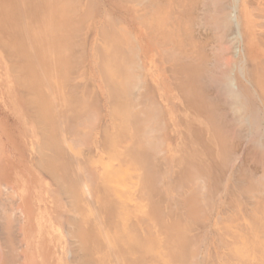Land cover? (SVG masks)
<instances>
[{
    "label": "bare ground",
    "instance_id": "6f19581e",
    "mask_svg": "<svg viewBox=\"0 0 264 264\" xmlns=\"http://www.w3.org/2000/svg\"><path fill=\"white\" fill-rule=\"evenodd\" d=\"M104 1V6L98 9V6L93 7L96 4L95 0H0V49L3 52L1 60L8 65L11 64L13 72L18 74L17 78L15 77L16 87L21 90L19 95L13 93V90L11 105H15L16 108V106L24 104L22 113L26 115L23 121L16 118L13 123L19 127L28 124L33 127L30 134L33 137L30 136L28 143L31 148L29 149L30 151L33 149L34 151L44 150L38 159H34L32 155L34 164L42 171L43 177L41 178L47 180V184H42L43 188L36 191V198L33 201L34 209L43 221L42 229L46 228L43 225L45 221L50 223L46 230L43 229L45 230L43 231L44 235H52L54 229L57 228L59 234L64 236L63 241L57 242L55 247L51 248V242V245H48V249L51 248L54 254L57 251L56 264H68L67 258L70 257L74 264H197L200 260L199 247L195 245L191 233L193 221L200 220V215L204 216L206 213L204 212L206 210L202 211L204 207H201L206 203L201 204V200L198 199V194L199 196L205 194L202 192L207 186L204 181L206 178L210 179L209 185L210 188L213 187V190L219 183L223 184L229 179L225 192L231 199L225 196L226 204L223 205L227 210H223L224 215H218L219 220L217 219L213 223L218 232L221 231L219 234L223 240H220L224 244L223 252L225 254L224 262L216 258L217 264H264V165L262 163L264 158V124L261 123L262 115L256 109L259 101L264 104V59L255 58L253 54L255 41L253 32L245 31L247 34L244 32L245 27L247 30L249 26L251 28L253 26L244 14H253L254 10H250L249 7L251 3L256 2L254 0H230V2H234V9L229 12L226 0H120V3L117 2L118 0ZM262 3L264 4V0ZM237 8L240 10V14L237 13ZM260 8L264 9L262 6ZM94 16L97 18L90 25V29L95 30L96 35L100 34V37L98 34L100 42L95 37L90 45V59L86 63L84 62L85 64L83 61L78 62L77 59L72 60L71 49L76 48V51H80L77 49L80 47L79 44L77 47H72L75 35L80 31L78 30L80 26L83 28V22H86L88 18H94ZM132 25L143 27L148 42L153 46L156 45L160 50V56L155 54L152 62L160 59L167 64L169 84L173 85L172 87L178 93V99L181 102L183 132L177 141V144H181V149L178 148V158H176L177 166L175 158L173 161L169 160L170 156L168 155L169 158L166 160V149L163 148L165 138L164 144L160 143L161 141L157 140L159 136L155 138V132L152 135L147 132L146 126V130L140 128L136 131V114L132 128L133 136L135 135L134 146L130 150H127L126 147L125 151L119 152L122 160L129 159L126 164L129 166L119 165V163L116 170L117 167L112 166V159L116 156L109 147L108 149L106 147L105 150L100 149L101 155L105 154L108 157V160L104 162H101L99 158L101 156L98 157L99 159L97 158L98 160L95 158L88 160L85 156L86 151L81 150V145L88 146L87 144L91 143L89 140L91 138H87L91 133H87L89 128L85 132L88 135L82 133L79 126L86 124L89 116L94 112L92 106L86 102L87 98L82 103L78 94L82 93L87 67L90 66L88 63L91 60L98 69L102 67L100 88L104 89L111 99L113 97L114 102L131 97L137 104L141 98H147L144 94L139 96L142 79L136 70H141L144 65L140 56V45L129 29ZM80 32L84 33V31ZM242 42L244 45L246 42L247 47L242 48ZM262 46L264 47V36H262ZM97 48H99L100 54L96 52ZM153 48L158 53L157 48ZM87 52L82 54L87 55ZM77 54H79L78 51L74 53V55ZM242 56L247 62L246 65L244 63L241 65ZM82 58L84 57L82 56ZM236 62L240 64L238 72L243 78L242 82H238L235 78ZM80 64L82 65L80 66ZM78 68L81 69L79 73ZM88 76L90 78L91 74ZM112 78L115 84H112ZM69 81L74 82L71 84ZM142 89L145 90L144 87ZM84 97H86L85 93ZM150 98L152 99V96ZM53 100L57 103L54 106L51 104ZM148 102L153 103V107H150L149 103L148 106L141 105L145 106L142 113L147 117L143 114L140 116L147 118L146 122L149 123V120L155 119L154 114H157L158 109L154 108V105L159 102L154 104L155 102H151L149 99ZM133 104L131 103L124 109L132 112L134 106L139 107V105ZM118 106L120 109L121 106ZM57 109L62 113H56ZM160 111L162 112V110ZM236 111H239V116H236L238 114ZM179 119L182 121L181 118ZM154 121L156 123L159 120L155 119ZM140 122L138 123L140 124ZM242 123L247 124L246 126L250 130L249 128L247 130L246 126L243 127ZM93 126L95 124H92ZM159 128L161 129V126ZM243 128L247 130L246 133ZM134 131L136 132L134 133ZM165 134L168 133L165 131ZM37 135L40 137V142L35 147L33 140ZM162 136L164 135L161 133ZM161 137L159 138L161 139ZM239 145H243L245 149L248 148L247 156L245 155L243 164L240 165L239 162L238 167L239 165L240 167L235 169L239 170L236 171L238 177L228 178L226 167L227 169L230 167L228 165L232 162L233 155L237 153L236 150L239 151ZM83 151L85 160L82 156ZM159 158L160 161L166 160L167 163H173L172 170L179 173V180L177 178L178 182L177 180L176 182L179 187L183 188L177 191V187H174L177 184L171 186L168 185V181L165 184L162 182L164 187L159 185V190L156 180H159L158 183L161 184L159 176L161 173L155 169V161ZM240 158L242 157L240 156ZM248 159L254 161L256 166L250 168V165H247ZM96 163L97 165L98 163L103 164L101 172L109 174L111 178L116 174L122 178V174L126 172L137 177L139 174L140 178H143L141 180L143 183L140 181V186L143 184V187L146 185L144 182L156 178L154 185L159 190V195L163 196L167 190L176 193V196H172L171 202L169 198L168 205L173 207L170 209L176 208L178 211L174 210L173 212L176 213H171L169 209L171 214L166 211L167 214H164L162 212L164 210L161 211L160 206L162 196L158 197L152 194L148 197V204L143 203L142 205L137 196L131 194L128 196V193L125 192L129 184L124 181L125 179L117 181L118 185L117 182H113L114 188L119 189L117 196L104 195L102 200L99 195L96 196L95 191L97 180L95 173L99 169L96 170L98 167L94 166ZM260 168L262 169L261 175H259ZM151 172L153 174H150ZM164 172L168 175L171 173L166 170ZM107 174H103V176ZM161 175L163 176V174ZM157 176H159L158 179ZM97 177L100 179V176L97 175ZM170 177L171 174L169 179ZM135 178L133 177V180ZM232 179L237 180L236 189L230 183ZM150 187H148L149 191L157 193V191H153V187L150 190ZM58 188L62 191L61 193L57 191ZM25 189L26 187L24 196L21 195L24 202L19 208L20 211L16 210L26 218L30 212L29 203L32 202L26 198ZM141 190L143 191V189ZM16 191H19L18 187ZM149 191L147 188L144 190L146 193ZM14 192L15 189H12L10 194ZM7 198L10 201L12 199ZM8 200L6 199V201ZM116 200L120 203V213L116 214L118 217L117 226H114V230L103 229L101 231L100 222H103L104 218L102 217L107 213L105 207L106 205L112 206L113 203L116 205ZM10 201L8 203L12 202ZM161 203L166 205L167 202ZM103 204L105 207H102ZM11 209L8 208L9 213L14 210ZM38 209L39 211H37ZM60 209L64 216H61ZM201 211L204 214H201ZM2 213L1 216L7 214ZM57 214L58 221H56ZM34 215L36 217V214ZM206 215L208 214L206 213ZM13 217H8L9 220H7L8 218L3 219L7 221V225H4L7 226L9 232L2 230L1 232L7 234L0 233L1 242L6 244L9 251H13L16 244L14 239L16 235L14 236L13 233L19 226L15 225L16 228H14L16 221ZM15 218H19V215ZM62 218L64 219L62 220ZM4 225L3 227H5ZM110 234L109 242L111 243L112 239L113 246L106 242ZM18 238L20 239V236ZM42 238L44 239V237ZM46 240L50 241L49 238ZM16 242L18 243V240ZM0 244L2 245V243ZM5 244L3 248H5ZM3 251L5 250L3 249ZM9 251L6 255V251L3 252L6 261H1V263L14 264V261H18V255L15 260L13 258V253L16 252L9 253ZM209 255L210 251L207 253V256ZM45 259L43 258L42 262ZM209 262L215 264L212 260ZM44 264L46 263L44 262Z\"/></svg>",
    "mask_w": 264,
    "mask_h": 264
},
{
    "label": "rangeland",
    "instance_id": "374dc122",
    "mask_svg": "<svg viewBox=\"0 0 264 264\" xmlns=\"http://www.w3.org/2000/svg\"><path fill=\"white\" fill-rule=\"evenodd\" d=\"M102 1L99 0L97 2V0H95L96 4L93 5V7H95V6L97 7L98 6V9H100V7H103L104 6L103 4L105 3V1L104 0H102ZM226 1L228 2V3H226L228 5V9L227 10L230 12V11H232V9H234V2H230V0H226ZM254 1L256 3H251V6L249 7L250 10H252V11L254 10L253 14H251V13L244 14V16L248 17L247 20L253 26H252V28L249 26L247 28V30H246V27H245L244 28V32L245 31L246 32H251V31L253 32V36H254V39H255L254 45H253V54H254L255 58L259 57V58L264 59V47L263 46L261 47L262 36H264V9L260 8L261 6L264 7L263 6L264 4L262 3L263 0L262 1L254 0ZM117 2L120 3L121 1L118 0ZM73 4H74V2H73ZM259 4H260V6H259ZM124 7L126 9V6H124ZM256 8H258V9H256ZM260 9H262V10H260ZM130 10H131V8H130ZM258 10H260V11H258ZM261 11H263V12H261ZM109 12H110V10H109ZM237 13L240 14V10H238V8H237ZM123 17L127 18L126 16H123ZM96 18H97L96 16H94V18L93 17L88 18V20L86 22H83L84 23L83 24V28L80 26V28L78 29L80 31H84V33L78 31L77 35H75V39H74V43L75 44L72 43V47L73 46L77 47V45L79 44L80 47H77V49H80V51L77 50L79 54L74 55V53L77 52L75 50L76 48H72L71 47L72 49L75 50L74 53H73L74 50L71 49L72 52L70 51L71 53H73V54L70 53V56L72 55L71 56L72 60L77 59L78 62L79 61H83V63L84 62L86 63L90 59V56H91L90 45L93 42V40H95V37H96L95 30H91L90 29V25L95 21ZM133 18H134V14H133ZM129 29L131 30V27H129ZM80 34L82 35L81 37H80ZM77 36H78V38H76ZM79 37H80V40H79ZM78 40H79V42H77ZM83 44L84 45L86 44V46H84ZM241 46H242V48L245 47V46L247 47L246 42H245V45H244V42H242ZM87 50H88V52H87ZM232 51H234V50H232ZM83 52H84V54H86V52H87V55L82 54ZM1 55H3V52L0 49V133L2 135V136L0 135V233H6V232H1L2 230L8 231L7 230L8 228L6 226L7 225L6 224L7 221H4L8 217L10 218L11 216L13 217L15 215L13 217L15 219V221H16L15 223H19V224H15L14 223V228H16L15 225L16 226L19 225V226L14 230V233L12 232L13 230L11 231V234L13 233L14 236L16 235L15 238H14L15 239V243H16V244L14 243L15 244L14 245L15 250H14V247H13V251H9V249L7 250V247H6L5 243H4L5 244V248H3L4 244H3V242H1V237H0V243H2V245L0 244V264H3L6 261L4 258H6L5 255L8 254L7 251H9V253L10 252H16V253H13L14 260H15V257L17 255L19 256V257H17V258H19L18 261H14L15 262L14 264H16L17 262H18V264H22V263L23 264H44V262L46 264H56L57 251L54 254L51 248L55 247L57 242L63 241L64 236H62V234H59V231L56 230L57 228L54 229L55 231L53 232L52 235L45 234L46 235L45 236L43 231H45L46 228H48L50 223L45 221L43 225L46 228L43 227V229H45V230L42 229L41 226H42L43 221H42L41 217H39V215L36 213V209H34L35 206L33 205L34 196H36V193H37L36 191L39 190V188L40 189L43 188L42 184H47V182H46L47 180H43V178H41V177H43L41 169H38L39 167L34 164V159H36V158L38 159L39 157H41L42 156L41 153L44 150L43 151H40V150L39 151L38 150L34 151V149H33V151L32 150L30 151L31 148L28 146L29 145L28 143H29V140H30V136H32L30 134L32 132V128L33 127H31L29 124H28L29 126L26 125L24 127L23 126L19 127V126H16L13 123L16 118H18L20 121H23L25 119L26 115L24 113H22L23 110H24L23 109V105L24 104L16 106V108H15V105H11L12 99H13V93L21 94V90L18 87H16L17 81H15L16 80L15 77L17 78L18 74L13 72V69L11 68L12 66H10L11 64L8 65L6 62L4 63L1 60ZM82 56L84 58H82ZM87 57H88V59H87ZM240 60H241V58H240ZM244 60L245 59L242 56V60H241L242 64L241 65H243V63L245 65L247 64V62L244 61ZM81 65L82 64H80V66ZM236 65H237V67L235 68V72H234L235 73V78L238 80V82H242L243 78L241 77L240 73L238 72V70H239L238 69V65L240 66V64H237V62H236ZM11 69H12V71H11ZM79 69L80 68H78V73H79V71H81V69L80 70ZM241 78H242V80H241ZM69 82L72 84L74 81H69ZM246 84L249 85L248 83H246ZM252 88H251V90H252ZM13 90H14V92H13ZM29 95H30V93H29ZM29 95L26 94V96H29ZM30 96H32V94ZM244 96H245V94H244ZM28 98H30V97H28ZM259 102L260 103H258L256 109L259 110V114L262 115V117H261L262 118V122L261 123L264 124V104L261 103V101H259ZM46 104H48V103L46 102ZM51 104L54 106L57 103L53 100L51 102ZM248 104H249V102H248ZM249 105H251V104H249ZM251 108H253V107H251ZM58 112H59V110L57 109L56 113H58ZM236 112L238 113V114L236 113L237 114L236 116H239V114L242 113L241 110H240V113H239V111H236ZM59 113H62V111H60ZM243 114H244V112H243ZM242 124H243V127H245L247 125L245 123H242ZM263 127H264V125H263ZM247 128H249V127L246 126V129ZM15 129H16V131H15ZM243 129H244L245 133L248 130V129L246 130L245 128H243ZM249 130H250V128H249ZM6 141H7V143H5ZM38 142H40V137H38V135H37V137L33 140V143H34L35 147L38 146ZM238 147H239L238 148L239 151L236 150L237 153L233 155V158L231 157L232 158L231 161L233 163L230 162V164L228 165L230 167H228V169L226 167V172H228L227 173L228 178H231V177L232 178L233 177L236 178V177H238L237 176L238 173H236L237 170H235V169H238L240 167V165L243 164V162H244L243 159L245 158V155L247 156V152H248L247 149L248 148L245 149L243 145H239ZM32 155H33L34 159H32ZM239 155L242 158H240ZM242 155H244V156H242ZM239 162H240V165L238 167ZM248 163H247V165L248 166L250 165L249 166L250 168L256 166L254 161L252 162L251 159H248ZM262 163L264 165V158L262 160ZM261 168H263V167L261 166ZM261 173H262V169H261V172H259V175H261ZM235 174H236V176H235ZM204 181L206 182L205 184L207 186H205V184L203 183L204 186H205L204 187L205 191H203L202 193H205L206 196H205V194H202V196H199V194H198V199L201 200L200 201L201 204L202 203L203 204H205V203L207 204V205L206 204L202 205L201 207H204V208H202V211H203V209L206 210L204 212H206L208 215H206V213L204 214V212L201 211L202 212L201 214H204V216L200 215V220L193 221V224H192L193 231H192L191 234H193V237H194L193 240L195 241V245L197 247H199V250H198L199 251V257H200L199 259L201 260V262L198 259L199 260L198 263L199 264H208V263L210 264L209 261L212 260V261L215 262V264H217V259L216 258H218L222 262L223 259H225V257H224L225 254L223 252L224 244L220 240V239H222L221 238V234H219V232H221V231L219 230V232H218V229L215 227L216 225H214L213 223H215V221L217 219L219 220L218 217L221 216L220 214L224 215L223 210L224 211L227 210V209H225V205H223V204H226V198L231 199V197L229 195H226V192H225L226 189H227V186H228L229 179H228V181L224 182L223 184H222V182L219 183L218 185L216 184L217 186H215L214 190H213V187L210 188V185H209L210 184V179L206 178ZM234 181H235V179H232L230 181V183L232 184L234 189H236L235 187H237L236 186L237 180L235 181V183H234ZM207 182H208V184H207ZM17 187H18L20 192L16 191ZM25 187H26L25 190H26V193H27V197L26 198L28 199V201L31 200L30 202H32V203H29L28 208H29L30 212H28L26 218L24 216L20 215L21 212L20 213L18 212V211H20V209H19L20 206L24 202L23 198H21V195L24 196V188ZM206 188L208 189V191H207ZM12 189L13 190L15 189V192L13 194H10ZM58 189L59 190H57V189L56 190L59 193H61L62 191H60V188H58ZM6 193L8 194V196H7ZM14 194H16L17 196H15ZM11 195H13V196H11ZM6 196L10 197V199L12 198L11 199L12 202L10 200H8L9 198H7ZM225 196H226V198H225ZM211 197H212V199H211ZM13 198L16 199V200H14ZM6 199L8 201H10L11 203H8V201H6ZM36 201H37V199H36ZM13 202H16V203L13 204ZM6 203H8V204L6 205ZM210 203H211V205H210ZM10 204H12V206L13 205L14 206L12 207V206H10ZM6 206L9 209L12 208L14 210L11 211V213H9L8 211H10V210H8V208H5ZM3 208L5 209V211H4ZM24 208H26V207L24 206ZM16 209H19V210L17 211ZM34 210H35V212H34ZM37 211H39V209ZM1 213L2 214L7 213V214L1 216ZM33 213L36 214V217H35V215ZM10 214H13V215H10ZM17 214L19 215V218H15V217H18ZM60 214H61V216H64V213H63L62 209H60ZM227 214H229V213H227ZM42 215H43V213L41 214V216ZM3 216H4V218H3ZM5 216H8V217L5 218ZM201 216H202V218H201ZM34 217H35V219H34ZM9 218L7 220H9ZM63 219L64 218H62V220ZM3 222H5V223H3ZM4 224H6V225H4ZM3 225L6 227V229H5V227H3ZM17 235L20 236V239L18 238ZM4 236H5V234H4ZM4 236H2V237L5 238ZM42 237H44V239ZM3 238H2V240H4ZM45 238L46 239L49 238L50 241L46 240ZM201 238H202V240H201ZM17 240H18V243L16 242ZM50 242L52 243V245L50 244ZM220 243H222V244H220ZM197 244H199V245H197ZM16 245H18L19 247H17ZM48 245H51V248L48 249ZM1 247L6 252L3 251V249ZM10 250H12L11 247H10ZM209 251H210V255L207 256V253H209ZM212 251H213V254H212ZM3 252H5L4 256H3ZM200 252H201V254H200ZM19 253H21V254H19ZM212 255H214L213 257H215V258H213ZM17 258H16V260H17ZM43 258H46L44 262H42ZM1 261H4V262L1 263ZM72 261L73 260H72L71 257L67 258V263L68 264H74V261L73 262ZM193 263H195V262H193Z\"/></svg>",
    "mask_w": 264,
    "mask_h": 264
},
{
    "label": "crops",
    "instance_id": "0c3cea01",
    "mask_svg": "<svg viewBox=\"0 0 264 264\" xmlns=\"http://www.w3.org/2000/svg\"><path fill=\"white\" fill-rule=\"evenodd\" d=\"M131 31L132 33L135 35V38L137 39L139 45H140V56L142 58V64L144 65V68H142L141 70L137 69L136 70V73L137 74H140L141 75V79H142V83L140 84L141 86V90L139 94L140 95H143L147 98H141V100H139V103H135L136 101L132 100L133 98L130 97V99H127L126 97L124 98V101L123 99L119 100V102H114V99L112 97V99L109 97V95L106 93V91L101 87V75H102V67H100V71L99 69L94 66V63H93V60H91L88 65L87 68V75L86 77L84 78L85 79V82L82 86V93L78 94L79 95V98L81 100V102L83 103V101L86 99V102H88L91 106H92V111L94 113H92L90 116H89V119L87 120L88 122L84 125H82L81 127L79 126V128L81 129V132L84 133V134H87V133H91V134H87L88 135V139L90 140V142L92 143H88L87 145L88 146H84V145H81V150H84L86 151L85 152V156L89 159H93L95 158L96 160H98L99 158L101 159V162L103 161H107L108 160V157H106L105 154L101 155V152H100V149L102 150H105L109 148L112 149V152H114L115 154V158H113V163H112V166L114 167H117L116 170L118 169V166L119 165H124V166H129V165H126L128 164L127 161H129V159H121L120 156H119V152H123L125 151L126 147H127V150H130V148H132L134 146V139H135V135L133 136V121L135 119V114H136V118H137V121L140 122V124L136 121V131L139 130L141 128L146 130V127H147V132L151 133V135L155 132L154 136H156L155 138H157L158 136L161 137V133L164 135L161 137V139L158 137L157 140L158 141H161L160 143L164 144V147L166 150V154L165 156L167 157L166 160L169 158V160H174L173 158H175V164L177 166V162L178 160H176V158H178V154H179V149H181V144H177V141H178V138L180 139L179 135L183 132L182 131V125H183V113L182 111L180 110L181 109V102L180 100L178 99V93L176 92V90L172 87L173 85L170 83L169 84V76H168V73H167V64L162 62L160 59L159 60H155L154 62L153 61V58L155 57V54L159 55L160 56V50H158L157 46L153 44H151L150 42H148L149 40H147V37H146V34H145V30L144 28L141 26H138V25H132L131 26ZM136 27V28H135ZM138 29V30H137ZM142 30V31H141ZM135 31V32H134ZM98 34L96 35L97 39L99 40L100 42V34H99V37H98ZM140 34V35H139ZM96 39V40H97ZM145 43V44H144ZM98 47V46H97ZM153 47H156L157 48V51L158 53L154 50L155 48ZM147 48V49H146ZM98 51H96L98 54H100V50L99 48H97ZM148 58V59H147ZM161 58V57H160ZM151 60V61H150ZM161 66V67H160ZM94 67V68H93ZM96 68V69H95ZM162 68V69H161ZM95 71H93V70ZM91 70V71H90ZM91 74V77L89 78L88 75ZM98 78V79H97ZM148 81V82H147ZM171 81V80H170ZM112 78V84H115V82ZM88 83V84H87ZM145 83V84H144ZM147 84V85H146ZM104 85V84H103ZM152 85V86H151ZM90 86V87H89ZM147 86V87H146ZM105 87V86H104ZM145 88L142 89V88ZM152 90H151V89ZM150 89V90H148ZM75 90V89H74ZM93 91V93H92ZM103 91V92H102ZM152 91H154L153 93H151ZM87 92V93H86ZM146 92V93H145ZM84 93H85V96L84 97ZM98 94V95H97ZM146 94V95H145ZM88 95V96H87ZM93 95V96H92ZM150 95V96H149ZM91 96V97H90ZM152 96V99L150 98ZM157 96V97H156ZM157 99H156V98ZM92 98V99H91ZM140 99V98H139ZM145 101H144V100ZM148 99L149 101L151 102H155L154 104L157 103V101L159 102V104H156L154 105V108H157L158 111H157V114H154L155 115V119L156 120H159L158 122H161V123H158L160 126H161V129L159 128L160 126L158 124L155 123V119L152 121V120H149V123L146 122L147 121V115L143 114L142 111L144 110L143 108L145 106H150V102H148ZM156 99V100H155ZM138 101V100H137ZM145 102L144 104H141L143 102ZM134 104L133 105H136L139 107H135L134 106V109L131 111H129L128 109H124L126 108L127 106L131 105V103ZM100 103V104H99ZM103 103V104H102ZM111 103H112V106H111ZM149 103V104H148ZM148 104V105H147ZM153 104V103H152ZM151 104L150 107H153ZM102 105V106H101ZM115 105V106H113ZM121 106V110L119 109V106ZM141 105H145V106H141ZM158 105V106H157ZM99 106V107H98ZM101 106V107H100ZM117 106V107H116ZM157 106V107H156ZM161 106V107H160ZM180 106V107H179ZM159 107V108H158ZM102 108V109H101ZM141 109L140 111H138L139 109ZM162 110V112L160 111ZM96 111V113H95ZM97 111L98 114H97ZM122 113H121V112ZM127 111V112H126ZM125 112V113H123ZM105 114V115H104ZM140 114H143L145 117H143L142 115L140 116ZM163 114V115H160ZM94 115V116H93ZM103 115V116H102ZM126 116V117H125ZM160 116V117H159ZM159 117V119H157ZM164 118V119H163ZM181 118L182 121L179 119ZM98 119V120H97ZM146 119V120H145ZM140 120V121H139ZM131 121V122H129ZM151 121V122H150ZM164 121H166L164 123ZM97 122V123H96ZM154 122V123H153ZM151 123V124H150ZM90 124V125H89ZM92 124L95 126L92 127ZM97 124V125H96ZM99 124V125H98ZM108 124V125H107ZM154 124V125H153ZM153 125V126H151ZM143 126V127H142ZM146 126V127H145ZM151 126V127H150ZM157 126V127H155ZM166 126V128H165ZM109 127V128H108ZM145 127V128H144ZM90 130H89V129ZM157 129L159 131V133H157L158 131L155 130ZM159 128V129H158ZM68 129V128H67ZM165 129V130H164ZM89 130V131H88ZM100 130V131H99ZM164 130V131H162ZM88 131V132H87ZM134 131V133L136 132ZM162 131V132H161ZM165 131L166 133L168 134H165ZM87 132V133H85ZM94 132V133H92ZM121 132V133H120ZM161 132V133H160ZM98 134V135H97ZM160 134V135H158ZM169 135V136H168ZM90 136V137H89ZM98 136V137H97ZM101 136V137H100ZM123 136V137H122ZM129 139H128V138ZM153 137V136H152ZM167 137V138H166ZM171 137V138H170ZM108 138V139H107ZM164 138H165V142L163 143L164 141ZM87 139V140H88ZM107 139V140H106ZM131 139V140H130ZM88 140V141H89ZM108 141V142H107ZM105 144H104V143ZM123 142V143H122ZM95 143V144H94ZM101 144V145H100ZM106 145V146H105ZM111 145V146H110ZM115 145V146H114ZM163 146V145H162ZM68 147V146H67ZM85 147V148H84ZM169 147V148H168ZM179 148V149H178ZM91 149V150H90ZM118 149V150H117ZM171 149V150H170ZM177 150V151H176ZM84 151L82 152V156H83V159L85 160V157H84ZM168 151V152H167ZM103 152V151H102ZM173 152V153H171ZM169 153V154H168ZM169 155V156H168ZM175 155V156H174ZM101 156V157H99ZM99 157V158H98ZM98 158V159H97ZM165 161H160V158L159 160L157 159L155 161V169H157V171H160L161 174H163V176L160 174L159 176L161 177L160 178V183L159 180H156L157 181V185L156 186H159L161 185L162 188L164 187L163 186V183L165 184L166 182H168V185H171V186H174V184L176 186L174 187H177V191L178 189L180 188H183L182 186L179 187L178 185V180H179V173L178 172H174L172 170L173 168V163H167ZM101 162H99L101 164ZM98 163H96V165H94L96 167V170L97 172L95 173V176H96V179L99 180L98 183L97 180H96V196L99 197L103 200V197L104 195H110V196H117L118 193H119V189L117 187L114 188L113 186V182L115 181V183L120 180H124L126 182H129V184L127 185L128 188L127 190L125 191L126 193H128V196L131 194V195H134V196H137L140 200V203L143 205V203H145L146 205L148 204V197L149 195L151 196L152 195H156L158 197H161L162 195H159V190H160V186H159V190L156 188V186L154 185V181L156 178L148 181V182H144V185L145 187H143V184L142 186H140V181L143 180V178L139 176L138 174V177L134 174H131L129 172H126L124 174H122V178H120L121 176H119V174H116V176L114 175V177L111 178V176L107 173H104V172H101L103 167L102 165H100ZM120 163V164H119ZM167 163V164H166ZM119 164V165H118ZM162 164V165H161ZM166 164V165H164ZM170 168H169V166ZM168 169H166V168ZM160 169V170H159ZM164 169V170H163ZM171 171H170V170ZM100 170V171H99ZM167 171L168 173L171 174V177L169 179V175L166 173L164 174L165 172L164 171ZM101 172V173H100ZM163 172V173H162ZM178 173V174H177ZM100 176V179H98L97 175ZM103 174H107V175H104ZM131 174V175H130ZM150 174H153V172H151ZM173 174V175H172ZM166 178H164L165 176ZM109 176V178H107ZM159 176H157V179L159 178ZM177 176V177H176ZM127 177H128V180H127ZM133 177L135 178V180H133ZM174 177V178H172ZM176 177V178H175ZM139 178V179H137ZM178 178V180H177ZM130 179V180H129ZM168 179V180H167ZM172 179V180H171ZM113 180V181H112ZM171 180V181H170ZM177 180V182H176ZM138 181V182H137ZM118 182H117V185H118ZM143 183V181H141ZM163 182V183H162ZM110 183V184H109ZM135 185H134V184ZM171 183V184H170ZM100 184V185H99ZM112 184V185H111ZM151 185V187H150ZM182 185V184H180ZM101 186V187H100ZM113 186V187H112ZM139 186V187H138ZM155 186V187H154ZM138 187V188H137ZM143 187V188H142ZM150 187V190L151 188L153 187V191H157V193H152L151 191H149V188ZM145 188H147V191H149L148 193L144 192ZM137 189V190H136ZM143 189V191L141 190ZM156 189V190H155ZM105 190V191H104ZM182 190V189H181ZM142 191V192H141ZM139 192V193H138ZM168 191L163 193L164 195L160 198V206H161V211L164 212V214H167L166 212L171 213L175 210L176 212L178 211L176 208L173 210V209H170V207L172 206H169L168 203L171 202V198L172 196H176L173 191L172 193L170 192V194H168ZM106 193V194H105ZM138 193V194H137ZM167 199H166V197ZM178 196V194H177ZM107 197V196H105ZM36 196H34V200H35ZM114 198V197H113ZM169 198H170V202H169ZM100 199V200H101ZM118 199V198H116ZM147 199V200H146ZM163 199V200H162ZM168 200V201H166ZM161 202H167L166 205H162ZM139 204V203H137ZM173 205V204H171ZM102 206V205H101ZM113 206H114V209H113ZM117 206V207H116ZM174 206V205H173ZM99 207V206H98ZM102 207H105V205L103 204ZM142 207V206H141ZM149 207V206H148ZM175 207V206H174ZM106 216L102 217L104 218L103 219V222H100V230L103 231L104 230H114V226L116 227L117 226V221H118V217H117V213H120V203L118 202V200H116V205L113 203V205H106ZM165 208V209H163ZM173 208V207H172ZM111 209V212L109 213V210ZM170 209V211H169ZM54 210L56 211V209L54 208ZM166 211V212H165ZM176 212H173V213H176ZM170 213V214H171ZM55 217V216H54ZM59 217H58V214L56 216V221H58ZM66 219V218H65ZM106 221V222H104ZM110 222V223H109ZM107 224V225H105ZM106 226V228H105ZM109 226V227H108ZM113 228V229H112ZM102 233V232H101ZM110 233V232H108ZM104 238V237H103ZM111 238V234L108 236V240H106V242L108 243V245H111L113 246L114 242H112V239H111V243L109 242V239ZM72 240V239H71Z\"/></svg>",
    "mask_w": 264,
    "mask_h": 264
}]
</instances>
